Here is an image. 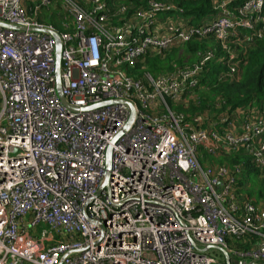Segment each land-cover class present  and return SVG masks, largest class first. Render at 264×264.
Returning <instances> with one entry per match:
<instances>
[{"label":"built area","instance_id":"1","mask_svg":"<svg viewBox=\"0 0 264 264\" xmlns=\"http://www.w3.org/2000/svg\"><path fill=\"white\" fill-rule=\"evenodd\" d=\"M125 1L0 0V264H264L245 165L200 162L239 151L263 177L264 101L190 120L170 108L209 63L239 79L264 0H211L196 24L171 0ZM206 37L220 47L191 65L180 50L169 71H128Z\"/></svg>","mask_w":264,"mask_h":264},{"label":"trees","instance_id":"2","mask_svg":"<svg viewBox=\"0 0 264 264\" xmlns=\"http://www.w3.org/2000/svg\"><path fill=\"white\" fill-rule=\"evenodd\" d=\"M176 6L184 10L186 16L192 17V23H199L204 18L210 17L214 11L212 9L211 0H171ZM126 5L137 8L145 7L146 0H126ZM55 10L59 12V7ZM39 22H49L55 28L62 31L59 26L60 18L51 17L50 19L41 16ZM118 23V20H113ZM212 47L219 48L220 45L212 38H192L179 46L163 53H148L136 62L133 69L128 70L134 78H140L143 73L156 74L172 69L177 59V54L181 50L187 55H191L195 59L198 52H203ZM171 55L174 60L170 59ZM220 66L209 63L203 70L198 88L193 94L178 104H171V110L183 116L186 120H190L199 115H219L224 110L236 108L246 105L252 100L264 101V38H260L250 48L245 61L241 67V73L235 82L218 81L217 73ZM204 161L214 162L215 160L203 155L201 163ZM217 163L219 165L233 166L234 164L243 163L247 169L249 188L244 190L247 197L254 199V204L264 203V176L257 177L254 170L249 164V160L237 152L220 158ZM249 247V246H248ZM246 247V249L248 248Z\"/></svg>","mask_w":264,"mask_h":264},{"label":"water","instance_id":"3","mask_svg":"<svg viewBox=\"0 0 264 264\" xmlns=\"http://www.w3.org/2000/svg\"><path fill=\"white\" fill-rule=\"evenodd\" d=\"M59 66H60V45H59V43L57 41V43H56V52H55V74H56L57 83H59ZM58 97L61 100V102L68 108L66 102L64 101V99H63V97H62V95H61V93L59 91H58ZM220 252L222 253V255L224 257L225 263L228 264V261H229L228 255L225 252H223V251H220Z\"/></svg>","mask_w":264,"mask_h":264},{"label":"rangeland","instance_id":"4","mask_svg":"<svg viewBox=\"0 0 264 264\" xmlns=\"http://www.w3.org/2000/svg\"><path fill=\"white\" fill-rule=\"evenodd\" d=\"M228 12H229V11H228ZM229 14H230V12H229ZM194 24H196V23H194ZM168 56H170V59H171V60L175 61L173 56H171V55H168ZM195 60H196V59H195L194 57H190V58L187 59V61H186L185 64L191 65V64H193V63L195 62ZM175 63H176L177 65L181 64V63L178 62V61H175ZM219 159H220V158H217V159H215V161H214L213 163H207V164H208V165H209V164H213V166L216 167V165L218 164L217 161H218Z\"/></svg>","mask_w":264,"mask_h":264}]
</instances>
